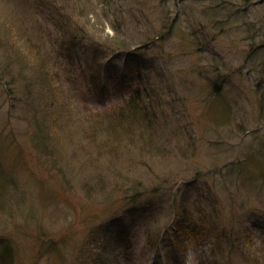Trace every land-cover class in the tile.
<instances>
[{
	"label": "rangeland",
	"instance_id": "rangeland-1",
	"mask_svg": "<svg viewBox=\"0 0 264 264\" xmlns=\"http://www.w3.org/2000/svg\"><path fill=\"white\" fill-rule=\"evenodd\" d=\"M3 260L264 264V0H0Z\"/></svg>",
	"mask_w": 264,
	"mask_h": 264
},
{
	"label": "trees",
	"instance_id": "trees-1",
	"mask_svg": "<svg viewBox=\"0 0 264 264\" xmlns=\"http://www.w3.org/2000/svg\"><path fill=\"white\" fill-rule=\"evenodd\" d=\"M68 26H70V24ZM78 38L79 37L77 35H75L73 37V40L78 41L79 40ZM118 45H119V43H118ZM120 46L124 47L126 45H124V43L121 42ZM137 96L138 97L140 96L139 92H137ZM134 98H135V96H133L132 98H130V100L125 102V107H124L125 109L122 113L116 114L117 115L116 117L108 118L107 121L105 120L106 121L105 122L106 128H105V125L103 126V124L101 122H99V125L101 127L100 129H102V128L103 129L98 132V135H101L104 139H107V138H109L108 136L111 137L113 135V136H117L118 138H120V141H127V140L129 141L130 140V142H137V126L143 127L144 124L147 122H146V120L143 121V118H140L142 111H140L141 108L137 109V106L133 105L134 102L136 101ZM138 120H141V121H138ZM92 122H94V120H92ZM140 123H141V126H140ZM147 124H145V125H147ZM108 126H110V127L108 128ZM94 131L96 132L97 130H94ZM115 131H117V132H115ZM143 132L146 133V131H143ZM143 132H141V135L139 137L140 141H143V139H144L143 137L146 135ZM145 137H147V141H151V139L148 136H145ZM151 143L152 142H149V143H147V145H145V144L144 145L148 146V144H149L148 147L153 149L151 147L152 146ZM134 145H137V143H135ZM183 197H186L185 194ZM159 239H160V236L158 234V237L156 239H154V241L148 239V242L151 246L157 247V243H158ZM193 239H196L195 236H193ZM10 251H11L10 249L6 250L8 256L10 257V259H12V255L10 254ZM1 264H13V262L11 260V262L5 263V261L3 260V262Z\"/></svg>",
	"mask_w": 264,
	"mask_h": 264
},
{
	"label": "water",
	"instance_id": "water-1",
	"mask_svg": "<svg viewBox=\"0 0 264 264\" xmlns=\"http://www.w3.org/2000/svg\"><path fill=\"white\" fill-rule=\"evenodd\" d=\"M53 243H54V239L49 238L42 244V246L39 249V254L41 257H43L47 253V251L50 249Z\"/></svg>",
	"mask_w": 264,
	"mask_h": 264
}]
</instances>
